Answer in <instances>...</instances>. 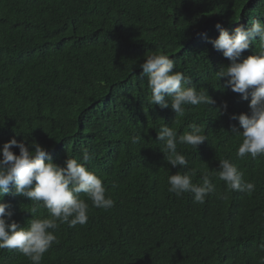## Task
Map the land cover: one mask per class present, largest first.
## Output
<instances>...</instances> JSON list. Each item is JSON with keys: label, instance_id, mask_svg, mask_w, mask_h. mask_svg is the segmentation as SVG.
Listing matches in <instances>:
<instances>
[{"label": "trees", "instance_id": "obj_1", "mask_svg": "<svg viewBox=\"0 0 264 264\" xmlns=\"http://www.w3.org/2000/svg\"><path fill=\"white\" fill-rule=\"evenodd\" d=\"M255 19L264 20V0H0V149L13 138L36 142L63 167L87 148L93 158L86 167L115 202L95 208L81 193L87 222L59 224L41 264H261L264 156L236 154L242 137L230 117L250 113V98L224 88L227 78L215 73L230 61L208 42L218 38V23L231 34ZM258 48L257 41L241 59ZM150 51L174 59V71L215 103L185 105L183 116L150 105L139 67ZM193 122L207 140L197 151L177 145L195 171L193 183L228 159L254 192L231 191L218 176L203 204L168 191V176L188 169L165 161L157 132L166 124L179 135ZM134 136L142 139L134 144ZM9 190L7 211L27 227L32 202ZM0 264L32 262L0 249Z\"/></svg>", "mask_w": 264, "mask_h": 264}, {"label": "clouds", "instance_id": "obj_2", "mask_svg": "<svg viewBox=\"0 0 264 264\" xmlns=\"http://www.w3.org/2000/svg\"><path fill=\"white\" fill-rule=\"evenodd\" d=\"M215 27L219 36L208 42L230 61L215 75L219 80L227 78L224 88L240 94L243 101L250 98V113L230 117L238 121L239 129H242L232 128L234 135L242 137L236 154L239 158L264 156V20H252L247 27L240 25L231 34L219 23ZM257 41L258 51L241 59L242 53ZM144 61L139 65L142 69L140 76L147 77L150 105L171 108L176 116H183L185 105L209 106L215 103L205 89H197L190 77L174 71L175 60L168 55L150 51ZM221 107L226 113L227 104ZM188 129L190 131L178 135L172 127L164 124L157 132L156 139L163 144L160 151L165 161L172 168L188 169L168 176L170 193L176 196L191 193L195 203L203 204L206 197L216 191L213 176H218L231 191L254 192L255 184L245 180L243 173L228 159L219 161V170H209L201 175L198 183H193L195 171L189 168L188 158L177 151V145H190L197 151L207 137L195 122L190 123ZM141 139V136H134L132 143ZM14 147L19 149V155L12 151ZM92 158L90 151L82 148L81 157L67 158L61 167L53 163L48 151L36 142L26 146L25 141L18 142L13 138L4 143L0 149V249L17 250L32 264H41L44 254L56 242L53 230L59 224L75 227L87 222L89 204L81 198V193L92 202V207L112 208L115 202L106 195L103 180L86 167ZM10 185L14 188L12 195L32 202L29 212L32 218L27 221V227H21L12 219L13 213L7 211L11 205L3 202V197L10 194ZM41 207L47 209V217L36 215ZM261 264H264V258H261Z\"/></svg>", "mask_w": 264, "mask_h": 264}]
</instances>
